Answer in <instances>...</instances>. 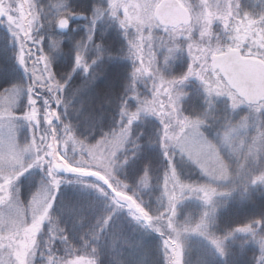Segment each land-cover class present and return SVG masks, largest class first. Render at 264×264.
Instances as JSON below:
<instances>
[{
	"label": "clouds",
	"instance_id": "clouds-1",
	"mask_svg": "<svg viewBox=\"0 0 264 264\" xmlns=\"http://www.w3.org/2000/svg\"><path fill=\"white\" fill-rule=\"evenodd\" d=\"M125 5L127 6L126 8ZM154 7V0H143V2L140 3H133L131 0H123V3H121L120 0H117L115 5L117 15L114 17L112 15L113 0H107L106 6L103 8L94 5V10L91 13H87L93 23L102 14L108 15L118 22L127 43V49L123 54L130 56L134 61L133 71L141 63H144L143 53L145 52V48L147 49L146 54L148 56V64L150 65L151 70L147 73H143L141 77L147 76L153 82L150 97L153 95L156 85L159 83V75L162 74V71L159 67H153L155 61L152 57L151 51L152 33L155 29H162L170 36H174L177 32V26L175 23H169L154 15H151V11ZM209 7H212V5H209ZM238 7L239 4L236 5V8ZM235 10L236 9L232 8L231 5H229V8L223 9L221 20L223 21L224 16L230 15L231 11ZM72 15H86V13L80 10L74 11L70 8H66L63 11H58L56 15L51 18L50 22H55L57 24V21L61 17H66L68 19ZM128 15L135 16L137 18L133 19L132 22L129 23L128 19L126 18ZM203 15V12L199 13L197 19L199 20L201 17H203ZM237 15L240 14L238 13ZM250 18H254L253 15L246 12L240 17V19L235 20V26L231 24H224L223 26L228 39L225 43L217 42L215 47L211 45L206 47L203 46L204 37L206 35H210V33H206L204 31V26H201V31L199 33L200 39L189 43L188 45L189 63L186 70L181 75L173 77L183 76L184 73L188 71L189 67L195 68L197 64H199L202 73L208 75V79H212L210 74L211 68L207 67L208 56L211 52H228L230 49H239L245 51L247 54V50L244 48L246 38L241 37L236 33L239 31V25ZM121 20H124L123 25L120 23ZM258 21L261 25L262 31H264V13L259 15ZM180 23L185 25L184 31L188 33L189 41H193V29L191 23L186 19L181 20ZM206 23L207 22L205 21V24ZM145 31L148 32V36L144 35ZM89 36H91V39H89ZM92 39L93 37L90 29L87 40L91 41ZM129 41H133L141 46V59L136 58L135 49L132 47ZM262 44H264V40H262ZM193 46H195L200 52V56L192 55L191 49ZM253 46H255V42H249V47ZM82 47L83 46H81V48ZM96 47L100 49V51L91 60H86L81 51H77L75 55V65L72 71H74L76 67H79L84 73H89L91 69V73L79 84L71 86L70 92H66V87L68 86V81L71 78L72 71L58 76L51 67L50 71L52 75L50 77L47 76L46 78L49 83L52 80L57 82L54 88L48 89L52 102H54L57 107L63 105L64 109L73 115L80 114L86 108L88 109L86 115L94 114L97 110H99V115H103L105 106H110L113 99L117 95V91L111 83L106 85L96 84V81L100 78L110 80L108 66L106 64L100 63L98 67L93 69V65H97L104 56L111 57L118 53H113L110 49L105 48L102 43H98ZM175 48L183 51V48L179 43L175 44ZM78 53L83 56V64H77L76 62ZM47 56L49 58L48 54ZM201 61H203V63H201ZM49 64L51 66L50 59ZM85 65H87V67H85ZM44 71L47 73L48 69H44ZM163 76L166 77L164 74ZM173 77L166 78L170 80ZM136 79L137 78L133 76L132 72V79L128 82L125 91L130 88L132 89V94H137L135 89ZM191 79L199 81L203 86L205 92V107L201 110L194 109L191 112H186L183 101L185 97L189 95V93L185 92L181 86L185 81ZM177 91L181 92L182 95H180L179 100L177 101L178 107L174 113H162V115H164L163 122L155 114H152L159 119L161 126L159 129V145L163 150L164 157L168 161V167L165 171L164 178L171 169H175L177 172V169L173 163V157L178 152L179 154L186 156L188 161L194 164L199 169L201 175L206 178L204 182L197 184L211 185L216 189V192L213 196L214 200L216 196L224 195L229 192L230 188H220L213 182L226 180L230 176L234 181V179L240 175V170L245 167V164H247L249 161L255 163L256 161L261 160V157H264V127L256 128L254 132L249 134L246 131L248 127L247 114L241 116L238 120H232L230 117L225 116L224 121L217 129L219 143L206 135L203 129L206 126L211 127L215 125L216 121L219 119L215 113V98L219 96L227 97L230 107L233 110L244 104H247L252 109H259V107L256 106L254 102L245 100L240 93L236 92L235 88H231L229 91L235 95L236 100L240 101L238 104H235L233 97L229 96L228 92H224L223 94H217L215 92L209 93L204 82L196 75L189 76L184 81H177L172 88L173 97L170 98H174V94ZM86 92L89 94L84 95ZM120 96L122 98L120 99V118L117 121L118 126L112 128L109 131L102 132L101 136L95 142H89L87 136H78L75 132L72 121L61 119V113L56 111L55 118L61 122L64 135L67 132H71L73 134V140L75 141L74 143L65 142L60 145V152L64 159L59 160V158H57L58 162L60 164H64V161H67V163L71 165L72 168L95 169V172H99L101 175L97 176L92 173H80L65 167H60L59 169L54 168L50 170L54 177L57 178L56 182H53L52 177L47 174L49 169L46 165L45 175L47 179L40 182L37 190L32 194L31 198L25 202L19 197L18 188L15 192L13 191V184L17 180L16 173L22 172L23 174L27 172L28 169L32 168L30 165L33 155H24L14 170L6 169L4 170L3 174H0V206H2L0 207V257L4 259L5 264H33V257L36 255V248L38 245V236L45 221H49V223L53 224V228L50 229V239L47 241L48 254L45 258L46 264H70L73 258L81 256L89 258V260L94 261L95 264H99L97 247L94 244L89 245V241L85 240L84 244L87 246L86 249L83 251H78L77 248L68 241V237L64 234L63 228H60L58 225H56L54 223V218L51 216V209L53 207V203L56 200L57 192L59 191L61 184L64 183V177L62 175L64 172L75 174L77 177L84 178L85 180L94 178L96 183L92 184L91 186L108 197L109 201L111 202L112 210L105 213L102 221H98L99 228L94 229L89 234L91 239L98 237L99 231L108 224V221L112 218L113 212L118 209H126L128 214L134 220L142 224H146L142 217L137 220L132 214L136 210L135 208H129L131 201L126 197L131 196L144 207L143 201L138 198V189L146 188L148 186L144 183L142 178L145 177L146 173L149 177L150 162L145 163L144 171L142 174H140L137 185L134 187H130L129 182L125 179H122L118 175V170L127 164L133 157H135L139 151L137 140L135 138L130 139L132 135L131 126L133 122L129 128L125 129L124 132L120 131L122 128H124V125L128 123L127 113L123 111V109L127 108L126 97H124L123 93H120ZM260 100L261 102H264V95L260 96ZM141 113L144 112L142 111ZM185 117H187L189 121L196 120L202 121V123H199L198 127H186L184 131L180 132L179 136H177L175 139H170L169 137L165 136V131L172 133L178 132L181 127L180 121ZM48 123L51 124L52 121H48ZM165 123L169 125L168 129L164 128ZM117 133H120L121 137H124L125 135L127 136V139L123 140L122 146L113 143ZM28 142L29 141L25 143ZM129 143H131L132 148L135 149L134 151H126V145ZM77 144H79L78 148L76 147ZM91 145L96 146L95 151L89 147ZM165 145H167V147H165ZM69 146H71V152L68 150ZM221 146L228 150L230 156L236 157L237 162L235 164V171L232 170L233 165L230 160L227 159L224 153L221 151ZM187 148H191L197 153L195 159L189 154L188 151L182 150ZM201 165L204 167H201ZM205 168L208 170L205 171ZM225 168L228 170V174L226 176L221 175ZM5 177H11L12 183L5 185ZM248 177V184H256L257 182H261L257 180V177L264 178V161L261 162L259 172L252 173ZM5 189H7V191L12 194L11 200H9L7 196L3 195ZM118 192L124 193L125 195L118 196ZM36 193H39V195H36ZM196 195L199 196L202 195V193L197 191ZM165 208L160 210L155 215H151L154 217H160V219L156 220L155 223L160 225L162 231L165 234L164 237L167 236L176 238V232L173 231L168 225V221L161 216ZM206 212L207 211L201 215L200 220L201 218H205L204 214ZM261 224H264V220H252L244 224L249 225L248 229L239 230L241 227H236L226 234V237H233L235 233L244 234V238L240 239V243L237 244L238 251L241 254L245 252L247 246H256L258 249V255L255 256L252 264H264V229H260ZM29 225L31 227H28ZM176 226L179 227L178 225ZM22 231L24 234L31 233V236L29 237L31 243L25 244L23 249H20V246L15 243L13 237H15V240H19L21 238ZM57 237L66 242L67 253L64 256L57 255L52 249L53 240H55ZM125 243H127V241H125ZM225 245L226 243L220 244L219 248L214 245L216 251L221 256H225L227 254V248ZM163 249L166 257V264H168V261L172 259V256L170 255L172 249L167 248V246L164 244ZM118 264H125V262L119 261ZM181 264H185L184 251L181 253Z\"/></svg>",
	"mask_w": 264,
	"mask_h": 264
},
{
	"label": "trees",
	"instance_id": "trees-1",
	"mask_svg": "<svg viewBox=\"0 0 264 264\" xmlns=\"http://www.w3.org/2000/svg\"><path fill=\"white\" fill-rule=\"evenodd\" d=\"M35 1L41 22L37 29L43 37V47L51 59L53 70L58 76L72 71L75 65L77 48L86 40L90 29L89 22L91 19L87 13L94 10V5L103 8L106 6L107 0ZM59 5L62 9H56V6ZM66 8L83 11L86 15L70 16L68 18L69 23L64 28L59 27L55 22H50L58 11H63ZM121 35L120 29L111 21H102L95 28L92 48L89 56L86 57V60H91L98 54L100 51L96 47L98 43H102L105 48L110 49L113 53H118L111 57L104 56L97 65H93V69H95L100 63L106 64L110 74V80L100 78L96 81V84L106 85L111 83L117 91L112 104L105 106L103 115H99V110L94 114L86 115L87 108L80 114L73 115L66 111L63 106L60 107L63 118L71 120L75 126L76 134L87 136L88 140H95L101 136L102 132L115 128L120 118V99L122 98L120 93L125 96V88L131 80L130 69L132 70V62L123 54L126 46L125 40L122 38L123 35ZM121 38L123 41H121ZM51 40L53 43L50 44ZM18 53V45L10 28L5 21H0V91L10 89L13 85L25 86L26 84L27 77L18 63ZM90 73L91 69L89 73H84L81 68L76 67L72 71L66 92H70L71 86L85 80ZM88 94V92L84 93V95ZM198 103L199 100L191 95L185 102L186 111L200 110V107L196 108ZM262 116L264 120V110ZM134 129L132 134L137 138L139 151L135 157L122 167L120 176L132 186V182H138L140 174L144 171L145 163L150 162L149 177H154V180L151 181L152 185L160 184L159 181H156V177H160L168 167V161L159 145L160 125L153 119L148 118L134 126ZM174 162L182 179L202 181L201 176L192 175V172L199 174L192 170L188 162L177 157ZM37 179L36 188L38 185ZM93 181H95L94 178L87 180L83 178L72 184L64 185L56 198L51 216L54 218V223L63 228L68 241L78 251L86 249L85 240L89 241V245L94 244L98 250L99 264H118L119 261H124L125 264H166L160 237L147 227L132 220L123 209L113 212L112 218L99 231L97 238H90L89 234L94 229L99 228L98 221H102L105 213L112 210L108 197L91 186ZM28 182L29 179L26 178H22L20 181L24 200L27 199L30 192L32 193L35 190L33 186L28 185ZM198 201L185 202L180 210L178 221L187 226H190L188 220H192V223L197 221L202 215L200 209H197L194 204ZM212 205L213 211L205 217L207 227L204 236L199 231H183L185 264H252L255 256L258 255V249L255 245L247 246L243 254L238 251L237 244L240 243V239L244 238V234L235 233L233 237H227L224 240L227 248L225 256L218 254L214 247L213 238H225L230 230L242 227L249 221L264 220V190L255 186L244 195L234 192L228 196L219 197ZM52 228L53 224L49 221L43 226L38 236L34 264H46L47 241L50 239V229ZM260 229H264V224L260 225ZM52 249L57 255L64 256L67 253L66 242L57 237L53 240Z\"/></svg>",
	"mask_w": 264,
	"mask_h": 264
},
{
	"label": "rangeland",
	"instance_id": "rangeland-1",
	"mask_svg": "<svg viewBox=\"0 0 264 264\" xmlns=\"http://www.w3.org/2000/svg\"><path fill=\"white\" fill-rule=\"evenodd\" d=\"M161 0H154L155 7L151 11V15L155 16V9L157 5L159 4ZM188 12L190 18L189 22L192 25V35H193V41H189L188 39V33L184 31V24L177 26V32L174 36H170L167 32H164L162 29H155L152 33V57L154 58L155 64L153 67H159L162 71V74H164L166 77H173V76H179L181 75L187 68V65L189 63L188 58V45L189 43H192L196 40L200 39L199 33L201 31V26H204V31L206 33H210V35H206L203 39V46L211 45L215 47L217 42L225 43L228 39L224 24H231L235 26V20L240 19V17L244 13H251L254 18H250L245 22H242L239 25V31L236 33L237 35L241 37H245L246 41L244 44V48L247 50V54L245 51L239 50L240 53L243 56L251 57L254 59H259L264 61V44H262V40H264V31H262L261 25L259 24L258 17L261 13H264V0H180ZM133 3H140L143 2V0H131ZM239 4V7L236 8V5ZM209 5H212V7H209ZM229 5H231L232 8H235V11H231L230 15H226L223 17V21L221 20L222 16V10L229 8ZM62 9L61 5L56 6V9ZM203 12L204 15L199 20L197 19V16L199 13ZM240 15H237V14ZM33 16H35V21L31 26V40H23V33L21 32V38L23 42L25 43V51L27 53L26 55V61H27V67L31 69L36 62L37 58L41 55H47L46 50L43 47V37L38 32L37 27L39 26L40 22V15L37 12L36 8V1L35 0H0V21H5L10 28V31L16 41V44L18 45L19 49V40L17 37L13 34L12 29L16 28L17 26L20 27H27L28 22L32 20ZM73 16V15H72ZM134 19L137 17L133 16ZM102 21H111V23L115 24L119 29L118 22L113 19L112 17L102 14L100 15L93 23L92 20L89 22V26L91 29V34L93 37L95 28H97V25L101 23ZM205 21L207 22L205 24ZM89 29V30H90ZM122 32V30L120 29ZM89 34V31L87 33V36ZM123 35V32H122ZM121 35V36H122ZM145 36H148V32L145 31ZM124 40L125 37L123 35ZM121 38V41L123 39ZM87 40V37H86ZM84 40L81 45L78 46V51H81L82 55L85 59L89 56L90 50L92 48L93 39L91 41ZM54 42L56 40L53 39ZM53 41H50V44L53 43ZM255 42V46L249 47V42ZM179 43L181 47L183 48V51H180L179 49L175 48V44ZM81 46H83L81 48ZM125 46L127 49V43L125 40ZM125 49V51H126ZM171 50V51H170ZM230 50H236V49H230ZM124 51V52H125ZM147 49L145 48L144 55V63L148 64V56L146 54ZM192 55L200 56V52L197 50L195 46L191 49ZM225 52H211L208 56L207 60V67L211 68V76L212 79H208V75H205V79L209 80L210 86L215 87V85L211 84V81H218L221 85H223L225 82V78L223 77L222 73L217 69V67L214 65V60L216 57L223 55ZM127 56V55H126ZM130 61L132 62V70L131 71V79H132V72H133V65L134 61L130 56H127ZM50 59V57H49ZM51 62V59H50ZM19 63V61H18ZM203 63V61H201ZM20 67L23 69L27 81L25 86L19 91L18 97L14 106V111L16 114V119L14 120L15 124V131L18 142L22 145L27 141H30L33 136L35 137L36 143L41 146V148H44L46 144L50 143L52 141V134L53 130L57 132V134L63 138L64 133L62 129V124L59 120L55 118V116L49 117L47 120L45 119V115L49 112L56 113V111L60 112V107H57L54 102L50 99L48 89L45 87H41L40 83L34 84V90L31 93L33 100L36 102V107L40 110V118L38 124L33 126L32 124H29L28 121L23 119L22 113L29 108L28 104V93H27V85L33 84L31 73L25 71V67L19 63ZM37 67V75H40V71H43L44 69V62L41 61L39 64H36ZM52 67V63L50 68ZM196 69H200L199 64L195 67ZM47 78V75L45 73V79ZM135 82V89L137 94L140 97H149L151 95V89H152V81L147 76L141 77V75H138L136 77ZM185 92H188L189 95L185 97L183 103L185 106V102L191 95L194 96V98H197L199 100V103L196 104V108L198 109L200 107V110L205 107V92L203 89V86L200 84L199 81L191 79L184 82V84L181 86ZM126 89V88H125ZM126 97V106L129 111H134L137 108L138 101L133 96L132 89H127L125 91ZM202 97V99H201ZM202 100V101H201ZM193 105H195L193 103ZM264 109H252L247 104L240 105L237 109L233 110L230 107L229 101L227 97L219 96L215 98V113L219 117V119L216 121V124L211 127H205L203 130L205 131L206 135L210 137L211 139L217 141L219 143V137L217 135V129L222 124V122L225 119V116L230 117L232 120H238L241 116L247 114V123L248 127L246 131L251 134L255 131L256 128L264 127V120L262 116V112ZM186 111V106H185ZM187 112V111H186ZM61 113V112H60ZM151 118L154 121L159 123V119L155 117L152 114L148 113H141L139 119L133 121L132 124V133L134 129V126H137L139 123H142L145 119ZM61 119L66 120L63 118V115L61 114ZM68 120V119H67ZM48 121H52L51 124L48 123ZM118 126V125H117ZM116 126V127H117ZM161 127V126H160ZM75 128V126H74ZM76 130V128H75ZM3 132L6 133L7 129H3ZM135 138L134 135H131V138ZM98 139V137L95 140H89V142H95ZM137 140V138H135ZM69 152H71V146H69ZM134 150L131 146V143L126 145V151L131 152ZM163 151V150H162ZM221 151L224 153L225 157L230 160V162L233 165V171H235V164H236V157L230 156L228 153V150L221 146ZM58 156L61 155V153L57 154ZM176 157L178 159H183L185 162H188L190 167L193 171H196L199 175L194 174L192 172V175H196L197 177L202 178V181H191V180H184L182 179L180 175L179 169H177V173L180 176V178L186 182L190 183H200L204 182L206 178L201 175L199 169L192 164L190 161H188L186 156H183L177 152V154L173 157V163L176 160ZM264 161V157H261V160L256 161L255 163L249 161L247 164H245V167L240 170V175L237 176L234 181L232 177L230 176L228 179L223 181H215L213 182L216 186L220 188H230V191L227 192L224 195H218L214 198L213 202L211 204H206L202 199L199 198L197 195H187L185 194L184 198L178 201L176 208H177V215L174 218L175 224L179 226V228H184L185 225L178 221L180 219V210L183 206V204L187 201H197V203H194L196 205L197 209H200L201 213L203 214L205 211L208 213H211L214 208L213 203L215 200H217L219 197L222 198L223 196H228L234 192H237L241 195H244L246 192L252 190L255 186L256 188L261 187L264 190V182H257L256 184H248V176L252 173L259 172L261 167V162ZM176 164V163H175ZM121 169L118 170V175L121 174ZM46 172V166H40V165H34L32 168L28 169L27 172L23 173L20 177L17 178V180L13 184V191L15 192L16 189H19L18 195L21 198V200L27 202L32 194L37 190V188L40 185V182L42 180H46L47 177L45 175ZM95 169H87V173H94ZM164 174L165 171L161 174L160 177H156V181H159L160 184H154L152 185V180H154V177H150L149 184L146 188H139L138 189V198L143 201V205L150 212V214L155 215L160 210L165 208L167 206V200L166 197L162 195L163 193V180H164ZM64 177V183L61 184L60 189L64 185L72 184L74 182H77L83 178L77 177L75 174H67L62 173ZM39 178L37 179V177ZM121 177V176H120ZM22 178L29 179L28 185L33 186L35 190L27 197L26 200L22 198L20 181ZM36 179L38 181V185L36 188ZM96 183L93 181L91 184ZM137 185V182H132V186L134 187ZM259 187H258V186ZM59 189V191H60ZM157 191H156V190ZM59 191L57 192L56 198L59 194ZM56 201V200H55ZM55 203V202H54ZM53 203V207H54ZM2 207V206H0ZM53 207L51 209V214L53 211ZM127 215L134 220L127 212L126 209H123ZM200 219V218H199ZM198 219V220H199ZM206 219V218H205ZM193 221L188 220L189 222V230L195 229L196 224L200 221ZM136 223L147 227L149 230L155 232L158 237H160L161 245L163 247V240L167 238V236L162 237L160 233L156 232L153 228L146 226V224H142L136 220H134ZM47 221H45L46 223ZM43 224V226L45 225ZM42 226V228H43ZM207 227V224H206ZM199 231L203 236L205 235V229ZM42 230V229H41ZM260 230V229H258ZM184 232H181L180 236V244H181V251H183L184 248ZM225 238H213L220 241V244L224 243ZM16 244L20 246V249H23L24 245L26 244V237L23 231L21 232V238L19 240H15V237H13ZM215 245V244H214ZM215 247V246H214ZM166 259V257H165ZM36 260V255L33 257V264ZM166 262V261H165ZM0 264H5V261L2 257H0Z\"/></svg>",
	"mask_w": 264,
	"mask_h": 264
},
{
	"label": "snow or ice",
	"instance_id": "snow-or-ice-1",
	"mask_svg": "<svg viewBox=\"0 0 264 264\" xmlns=\"http://www.w3.org/2000/svg\"><path fill=\"white\" fill-rule=\"evenodd\" d=\"M121 3H123V0H120ZM117 3V0H113V11L112 15L115 17L117 15L115 5ZM127 6L125 5V8ZM128 19V22L131 23L134 19L133 16L128 15L126 17ZM35 21V16H33L32 20L28 22L27 27H20L17 26L16 28H13V34L17 37L19 40V53L17 56V59L21 65L25 67L26 72L31 73L33 84L27 85V93H28V104L29 108L25 110L22 113L23 119L29 122V124H32L35 126L39 122L40 118V110L36 107V102L33 100L31 93L34 90V84L40 83L41 87H45L47 89H52L56 85V81L52 80L50 83L47 79H45V71L44 69H48L46 75L50 77L52 75L50 71V64H49V58L47 55H41L37 58L36 62L34 63L33 67L29 69L27 67V61H26V51H25V43L23 40H31V26ZM69 21L66 17H61L57 21V25L59 27H67ZM120 23L123 25L124 20H121ZM21 32L23 33V40L21 38ZM89 39H91V36H89ZM129 43L132 45V47L135 49V55L137 59H141V46L133 41H129ZM171 51V50H170ZM41 61L44 62V69L43 71H40V75H37V67L36 64H39ZM77 64H83L84 59L81 54H77ZM87 67V65H85ZM143 70V71H142ZM151 70L149 64L141 63L138 67H136L133 71V76L137 77L138 75H142L143 73H147ZM196 75L198 76L205 84L207 91L209 93L215 92L217 94H223L224 92H228L229 96L233 97V100L235 104L240 103V101L236 100L235 95L229 91V89L234 88L236 89V92L240 93L245 100L254 102L256 106L259 107L260 110L264 109V102H261V100L257 99L258 93L255 91H250L246 84H244L239 79L233 78L232 84H228L225 82L223 85H221L218 81H211L212 85H215V87L210 86L209 80L205 79L204 74L202 73L201 69H196L189 67L188 71L184 73L183 76L180 77H173L172 79H167L163 76V74H160L158 79L159 83L156 85L155 91L153 92V95L149 97H143L140 98L136 93H133V96L137 99L138 105L136 110L129 111L127 108L123 109L124 112L127 113L128 117V123L124 125V128H122L120 131L124 132L125 129L129 128L131 123L140 117V113L143 111L144 113L148 114H155L162 122L164 121V115L168 113H174L176 111V108L178 107L177 101L179 100L180 95H182L181 92L177 91L174 94L172 93V88L176 84L177 81H184L187 79V77ZM23 85H13L10 89H6L3 92H0V174H3L4 170L6 169H15L16 165L20 162L21 158L24 155H33V159L31 162L30 167H33L34 165H40V166H46L49 169L48 175L52 177L53 182H56V179L54 175L51 173V169H59L60 167H65L68 169H71L75 172L80 173H86L87 174V168H72L71 165L67 163V161H64V164H60L58 162L59 160H63V156H58V153L60 152V145L65 142H75L73 140V134L71 132H67L63 139L60 138V136L57 134L55 130H53L52 134V141L44 148H41L39 144L36 143L35 137L23 145H21L16 136L15 131V124L14 120L16 119V114L14 109L18 93L23 88ZM167 94V95H165ZM259 95H264V84L260 85V91ZM51 116H56V113L49 112L45 115V119L47 120ZM199 123H202V121H196L192 120L189 121L187 117H185L183 120L180 121V129L176 133L165 131V136L169 137L170 139H175L177 136H179L180 132H183L184 129L188 126L192 127H198ZM7 129V132L4 133L3 129ZM164 128L168 129L169 125L167 123L164 124ZM127 139V136L124 137L120 136V133L116 134V137L113 140L114 144H118L122 146L123 140ZM76 147H79V144L76 145ZM93 151H95V145L89 146ZM167 147V145H165ZM189 152L190 155L195 159L197 153L191 149H182ZM201 167H204L201 165ZM205 171L208 169L205 168ZM94 175H101L99 172L92 173ZM228 170L225 168L221 175H227ZM22 175L21 173H16L17 178ZM144 180V183L146 185L149 184L150 178L148 177V174H145V177L142 178ZM258 181L264 182V178L257 177ZM12 183L11 177H5L4 184L9 185ZM197 191L202 193V195H199V198L202 199L206 204H210L213 201V196L216 192V189L212 187L211 185L206 184H197V183H189L180 178L178 173L175 169H171L166 177L163 180V193L162 195L166 197L167 200V206L164 210V212L161 214L163 218H165L168 221V225L172 228L173 231L176 232V238L167 237L163 240V244L167 246V248H171L172 251L170 255L172 256V259L168 261V264H181V244H180V236L182 231H188L189 227L185 225L183 229L179 228L175 224L174 218L177 215V208L176 205L178 201L184 198L185 194L191 196L196 195ZM3 195L7 196L9 200H11L12 194L5 189L3 192ZM36 195H39V193H36ZM118 196L125 195L124 193L118 192ZM128 200L131 201L129 204V208H135V212L132 213L137 220H139L141 217L145 221L146 225L153 228L156 232L160 233L162 237H164V232L162 231L160 225L158 223H155L156 220L160 219V217H154L151 215L139 202L134 200L131 196L126 197ZM138 213V215H137ZM208 213L206 212L204 214V217H207ZM207 221L205 218H201V220L196 224L195 229H192L193 231H202L206 227ZM28 227H31L30 225ZM249 228V225H243L239 230H246ZM31 236V233H26V244H30L31 240L29 237ZM213 243L219 248L220 247V241L217 239H213ZM70 264H95L94 261L86 259L85 257H75L70 262Z\"/></svg>",
	"mask_w": 264,
	"mask_h": 264
},
{
	"label": "water",
	"instance_id": "water-1",
	"mask_svg": "<svg viewBox=\"0 0 264 264\" xmlns=\"http://www.w3.org/2000/svg\"><path fill=\"white\" fill-rule=\"evenodd\" d=\"M155 16L169 23H175L176 26L181 25V20H189V14L180 0H161L155 9ZM214 65L228 84H232L233 78L239 79L250 91L258 93L257 99L260 100V85L264 84L263 61L244 57L238 51L231 50L217 57Z\"/></svg>",
	"mask_w": 264,
	"mask_h": 264
},
{
	"label": "flooded vegetation",
	"instance_id": "flooded-vegetation-1",
	"mask_svg": "<svg viewBox=\"0 0 264 264\" xmlns=\"http://www.w3.org/2000/svg\"><path fill=\"white\" fill-rule=\"evenodd\" d=\"M236 51L240 52L238 49H236Z\"/></svg>",
	"mask_w": 264,
	"mask_h": 264
}]
</instances>
